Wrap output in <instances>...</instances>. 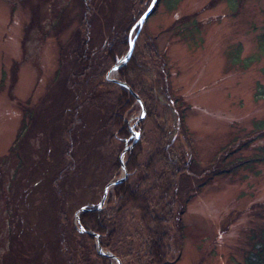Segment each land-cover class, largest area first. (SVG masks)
Segmentation results:
<instances>
[{"label": "rangeland", "instance_id": "1", "mask_svg": "<svg viewBox=\"0 0 264 264\" xmlns=\"http://www.w3.org/2000/svg\"><path fill=\"white\" fill-rule=\"evenodd\" d=\"M151 2L0 0V264H104L80 227L73 235L75 214L97 204L108 183L140 181L149 158L159 187L152 197L172 182L177 189L172 216L164 213L172 220L167 255L177 259L170 264H247L257 256L264 0H156L138 30ZM126 34L136 38L129 60L145 64L129 81L150 98L124 114L128 139L113 124L117 88L99 84L104 72L107 81L120 80L105 49L115 42L122 58ZM138 143L140 168L129 175L119 156L127 149L126 167ZM207 169L215 173L205 181ZM126 244L115 255L132 264Z\"/></svg>", "mask_w": 264, "mask_h": 264}, {"label": "trees", "instance_id": "2", "mask_svg": "<svg viewBox=\"0 0 264 264\" xmlns=\"http://www.w3.org/2000/svg\"><path fill=\"white\" fill-rule=\"evenodd\" d=\"M179 1L180 0H167L168 4L173 3L175 6L179 3ZM130 38L128 34H126L124 37L126 49L130 43ZM135 44L136 41L134 45ZM260 45H264V35L260 37L258 44L259 52L260 49L262 50ZM115 46V42H111L105 49L112 66H114L121 58L119 56L120 51L116 49ZM158 55L161 56V58L163 57L162 53H159ZM132 57L126 65L123 64L118 68L117 73L118 79H120L119 81L125 83L130 88L131 92L111 81H107L105 72L103 75H101V81L99 83L102 86H115L117 88L119 94L115 104V109L112 112L113 119L115 121L113 124L117 125L118 135L121 138L127 139L130 138V128L128 127L129 125L124 114H130V112L135 110L134 108L136 107V104L134 103L137 102V100L134 98V95L139 97L138 99L140 100L143 107L145 105L144 99L145 101L150 99L149 96L147 99L145 94H140L137 92L135 87H133L129 81L130 79L128 75L130 72L141 71L145 69V64H139V62L135 61V58ZM251 61L252 59L249 60V62ZM117 109L118 111H116ZM150 113L151 108L150 110L146 109V116L150 115ZM180 120L181 124L183 125V116L179 115V123ZM68 133H70V131H68ZM127 139H125V143L127 142ZM138 147L139 143L134 146L133 150L127 152L128 159L125 168L128 173L132 171V173H129V175L135 174L138 168H140V165L137 162V153H135L136 150H139ZM155 161L156 160H153L152 158L146 160L144 166L145 169L141 176V180L136 182L134 185L131 184L130 177L128 176L125 181L112 188V191L108 192L102 208L99 210L85 211L80 213L78 222L76 223L75 228H73V235H80L79 230L77 229L80 227L83 232H85L83 235L81 234L83 238H87L92 243H95L97 237L103 251L115 256L117 259L119 258L115 254L121 250L122 242H127L126 250L128 251L126 252H128V254L126 255L132 259V264H170L175 260L177 261L176 258L175 260H170L169 255H167V252L169 251L166 250V238L168 237H166L165 229L167 226L169 227V223L172 220L165 219L164 215V213H166L169 217L172 216V201L176 202L177 189L173 188L174 182H172V185L168 191L162 190L159 197H152L154 191L159 188L157 185L158 177H156V172H154ZM117 165L119 166L118 161ZM168 166L172 170L173 174H180V170L174 167L173 163L168 162ZM132 167L134 168L131 170ZM204 172L205 173L203 174L204 177L202 180L205 179V181H208L214 177V170L207 169ZM159 176L161 177L160 174ZM153 178L156 179L150 186L149 183L151 181L149 180ZM164 197L169 200L164 201ZM188 197L190 196H187V198L184 200V203L180 208L179 215L176 218L177 224L180 225V229L182 226L181 218L189 200ZM99 201L100 200H98V202ZM97 204L85 207L88 208L90 206H96ZM158 206H160V209ZM162 212L163 215L161 214ZM128 220L129 222H127ZM88 232H90V234ZM118 236L121 237L118 239ZM261 239L260 247L256 253L257 256L252 258V260H249L247 264H264V236H262ZM93 253L98 259L103 261L104 264H111V259L98 255L96 248H94ZM69 264H74L72 258H70Z\"/></svg>", "mask_w": 264, "mask_h": 264}, {"label": "water", "instance_id": "3", "mask_svg": "<svg viewBox=\"0 0 264 264\" xmlns=\"http://www.w3.org/2000/svg\"><path fill=\"white\" fill-rule=\"evenodd\" d=\"M155 3H156V0H152L151 4H150V6L148 7V9L146 10V12H145V13L141 16V18L139 19V21H138V23H137V25H138V30H140V29L142 28L144 22L146 21V19L148 18V16L151 14V12H152V10H153V8H154V6H155ZM135 39H136V38H133V39L130 41V46H129V49H128L127 53H126V54H125V55H124V56H123V57H122V58H121V59H120V60H119V61H118L113 67H112V69H111V73H115V72H117L118 68H119L121 65L125 64V63L129 60V58H130V56H131V53H132V50H133V47H134ZM108 78H109V77H107V79H108ZM108 80H110V79H108ZM112 80L115 81L119 86H121V87L125 88L126 90H128L129 92H131L130 88H129L128 86H126L125 83H122V82H120V81H116L115 79H112ZM134 96L136 97V95H134ZM136 100H137L138 104L141 106V108H142V110H143V105L141 104V102H140V100L138 99V97H137ZM130 130H131V129H130ZM132 136H133V135H132ZM137 139H138V136H135V141H134V143L137 141ZM126 151H127V149H124V151H123V152L120 154V156H119V162H120V164H121V168H122V170H124V168H125V165H124V163H123V156H124V154H125ZM123 179H124V178H121V179L116 180V181H114V182H110V183H108V184L104 187L102 197H101L100 201L98 202V204H97L96 206H90V207H88V208H87V207H83V208H81L80 210H78V211L76 212V214H75L76 219L78 220V218H79V214L82 213V212H85V211H94V210H99L100 208H102V206H103V204H104V202H105V200H106L108 190H109L110 188H112V187H114V186H116V185L122 183V182H123ZM79 230H80L81 232H83L81 228H79ZM88 233L90 234V232H88ZM95 248H96V251H97L98 255H100V256H104V257H108V258L114 260V261L116 262V264H121L120 261H119L115 256H113V255H111V254H109V253L103 251V249L101 248L100 243H99V240H98L97 237H96V242H95Z\"/></svg>", "mask_w": 264, "mask_h": 264}]
</instances>
